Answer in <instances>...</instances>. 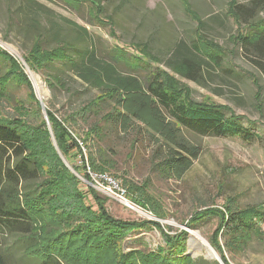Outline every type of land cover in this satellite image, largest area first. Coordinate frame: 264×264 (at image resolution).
Segmentation results:
<instances>
[{"label": "rangeland", "instance_id": "rangeland-1", "mask_svg": "<svg viewBox=\"0 0 264 264\" xmlns=\"http://www.w3.org/2000/svg\"><path fill=\"white\" fill-rule=\"evenodd\" d=\"M36 1L50 9L44 14L52 17L60 14L85 26L95 36L103 54L112 44L125 45L130 40L148 41L154 50L164 52L177 38L189 37L195 24L184 14L178 0H123L122 8L118 7L121 0H102L105 13L116 21V32L121 36L118 41L108 33L107 27L89 24L95 22L86 12L89 4L76 11L69 8L64 0ZM190 1L207 23L206 34L218 44L230 48L228 36L235 33L236 26L232 20L223 17L226 0ZM19 2L0 0V48L18 63L39 109L28 99L27 86L14 76L7 86L2 113L10 118L24 112L28 114L16 125L25 136L29 153L36 159L40 170L35 190L24 195V198L26 195L30 197L26 203L31 206L35 225L33 237L37 244L23 254V240H17V235L1 236L0 253L5 255V261H9L8 264H39L31 257L43 252L58 235L57 255L70 264H120L127 261L132 253H148L147 258L135 261L161 264L159 261L163 260L158 256L162 251L168 253L171 240L183 248L177 256L174 254L170 258L171 261H186L185 264H264V220L259 223L257 233L233 250L226 246V239L230 237L220 226L227 204L234 208L259 206L264 211V119L254 110L255 87L244 73H253L263 85L264 75L236 53L232 66L241 76L229 77L218 71L211 76L206 75L203 85L177 77L187 86L189 99L228 107L244 117L242 121L245 124L247 119L263 125L262 139L250 143L237 137L200 135L182 130L184 137L198 146L201 153L178 180L164 176L153 166L158 161L153 155L155 144L141 133L137 134L135 141L125 133H114L111 139L105 140L113 147L108 151L113 165L108 176L125 189V198L130 205L127 206L105 193L102 181L97 177H93L91 182L82 175H78L79 182L71 177V173L76 175L74 169L80 166L81 156L85 158V150L64 152L63 144L65 146L68 141L64 131H69L66 123L81 133L98 119L91 114L87 120L69 118V115L80 111L79 108L96 92L68 72L63 75L68 89H52L42 72L30 68L24 56L32 36L31 32L23 31L25 20L19 15ZM90 13L92 15V10ZM211 15H217V18L213 20ZM40 21L45 23V15L40 16ZM54 28L61 33H69L60 20H56ZM4 68L6 70L7 65ZM3 71L0 69L1 73ZM139 74L143 75L142 72ZM48 113L54 116L55 124L51 123ZM88 186L95 189L96 196L105 198L104 206L112 219L140 223V226L126 229L121 238L116 237L108 247L102 246L97 251L89 249L88 244L94 242L86 235L83 237L85 247L81 250L84 253H76V240L70 242L65 239L64 232L80 222V209L83 215L91 210L97 213L94 196L88 191ZM215 240L220 244L219 249L212 243Z\"/></svg>", "mask_w": 264, "mask_h": 264}, {"label": "trees", "instance_id": "trees-1", "mask_svg": "<svg viewBox=\"0 0 264 264\" xmlns=\"http://www.w3.org/2000/svg\"><path fill=\"white\" fill-rule=\"evenodd\" d=\"M64 2L76 11L89 4L86 12L96 22L89 24L107 27L108 33L115 40H121L116 32V21L112 15L105 13L102 0ZM122 2H119L118 7L122 8ZM178 2L184 14L195 23L189 37L177 38L164 52L154 50L148 41L130 40L125 45L112 44L109 51L103 54L95 36L85 26L60 14H55V17L44 14L45 10L50 9L36 0H20L17 9L25 20L23 31L31 32L32 36L24 56L30 68L42 72L52 89H68V83L63 79V75L68 72L96 92L79 108L80 111L69 115V118L87 120L91 114L98 119L81 133L68 123L66 128L69 131H64L68 137L65 146L63 144L64 152L80 148L85 150V158L81 156L80 166L74 169L76 175L71 173L75 181H80L78 175L92 181L86 167L97 175L108 174V171L113 170L108 153L113 147L106 144L105 140L111 139L114 133L130 135L133 141L141 133L153 141V155L158 159L153 166L164 176L177 180L189 170L201 153L198 146L184 137L182 130L200 135L237 137L246 143L262 139V124L247 119L245 124L242 121L244 117L228 107L189 99L186 95L187 86L177 77L203 85L206 75L211 76L218 71L229 77L241 76L232 66L236 53L264 75V0H226L223 17L232 20L236 26L235 33L228 36L230 48L218 44L206 34L207 23L190 0ZM41 15H45L44 24L40 21ZM210 18L215 20L217 15H211ZM56 20L67 26L68 34L53 29ZM5 65L8 67L6 70ZM18 66L16 60L0 48V69L4 70L0 72V237L5 234L17 235V240H23L24 254L37 244L33 237L35 225L30 213L31 206L26 202L30 198L27 193L35 190L38 185L40 170L18 127L19 120L28 114L24 112L10 118L2 113V102L7 99V86L14 76H18L22 84L27 86L28 99L36 104L37 109L39 106L30 84ZM161 66L165 69H161ZM244 76L255 87L254 110L264 119V85L253 73L245 72ZM23 110L27 111L25 108ZM48 115L51 123L55 124L52 113ZM88 187L94 196L97 213L91 210L83 215L80 209V222L64 232L65 239L70 242L76 240V253L82 252L85 247L83 237L86 235L92 237L94 242L88 244L89 249L97 251L102 246L108 247L116 237L121 238L126 229L140 226V223L112 219L104 206L105 198L96 196L95 189ZM258 207L234 208L227 204L220 226L226 229L230 237L225 242L230 249L243 245L252 234L257 233L259 223L264 220L263 208ZM54 238L55 242L31 258L38 260L39 264H70L63 262L57 255L60 236ZM171 242L168 253L162 251L159 254L158 257L163 260L159 262L185 264L186 261L170 260L174 254L177 256L178 251H183L180 244ZM212 243L220 248L218 241ZM132 254L120 264L149 263L135 261L137 258H147L148 253ZM8 263L5 255L0 253V264Z\"/></svg>", "mask_w": 264, "mask_h": 264}, {"label": "built area", "instance_id": "built-area-1", "mask_svg": "<svg viewBox=\"0 0 264 264\" xmlns=\"http://www.w3.org/2000/svg\"><path fill=\"white\" fill-rule=\"evenodd\" d=\"M87 171L91 176V179L93 177H97L102 181L103 189L105 193H108L111 197L114 199L122 202L123 204L130 206L128 201L125 198V189L119 185L118 183H115L109 176L108 174H102V175H97L95 173H92L89 170V167H87Z\"/></svg>", "mask_w": 264, "mask_h": 264}]
</instances>
